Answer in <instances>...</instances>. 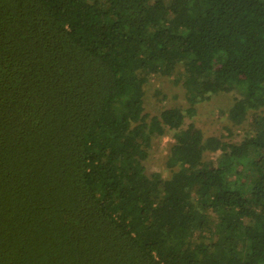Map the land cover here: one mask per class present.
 <instances>
[{
  "label": "trees",
  "instance_id": "trees-1",
  "mask_svg": "<svg viewBox=\"0 0 264 264\" xmlns=\"http://www.w3.org/2000/svg\"><path fill=\"white\" fill-rule=\"evenodd\" d=\"M209 84L255 136L185 126ZM0 264H264V0H0Z\"/></svg>",
  "mask_w": 264,
  "mask_h": 264
},
{
  "label": "rangeland",
  "instance_id": "rangeland-1",
  "mask_svg": "<svg viewBox=\"0 0 264 264\" xmlns=\"http://www.w3.org/2000/svg\"><path fill=\"white\" fill-rule=\"evenodd\" d=\"M145 88V111L150 116L160 115L163 110L173 106H180L185 110L191 107V103L186 98L185 85L175 76H154ZM207 91L209 99L193 105L196 112L193 116H187L185 126L194 122L203 130L206 137L220 136L224 133L225 141L236 144H241L247 138L255 136L256 131L253 130L251 123L252 116L248 115L242 121L238 119L237 92H219L212 84L208 85ZM172 141L170 134L156 139L150 157L146 161L149 174L161 175L162 190L172 175L167 163ZM220 153L221 151L218 154ZM212 155L208 154L206 159L212 158Z\"/></svg>",
  "mask_w": 264,
  "mask_h": 264
}]
</instances>
